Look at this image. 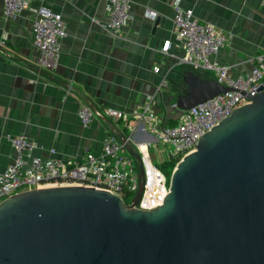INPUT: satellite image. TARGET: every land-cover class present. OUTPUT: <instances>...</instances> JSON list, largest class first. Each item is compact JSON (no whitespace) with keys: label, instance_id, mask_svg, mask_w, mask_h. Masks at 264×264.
Returning <instances> with one entry per match:
<instances>
[{"label":"water","instance_id":"95a60500","mask_svg":"<svg viewBox=\"0 0 264 264\" xmlns=\"http://www.w3.org/2000/svg\"><path fill=\"white\" fill-rule=\"evenodd\" d=\"M227 90L187 72L175 104L188 110ZM248 99L175 165L152 211L134 207L141 165L132 205L75 186L2 201L0 264H264V85Z\"/></svg>","mask_w":264,"mask_h":264},{"label":"crops","instance_id":"0c3cea01","mask_svg":"<svg viewBox=\"0 0 264 264\" xmlns=\"http://www.w3.org/2000/svg\"><path fill=\"white\" fill-rule=\"evenodd\" d=\"M129 2L130 20L113 37L101 27L108 21L105 0H28L29 9L13 22L3 19L0 1V172L14 159L11 136L23 135L32 141L33 155L42 159L81 161L99 154L108 132L119 138L130 132L123 121L103 117L104 108L139 110L154 96L157 119L175 125L180 110L172 106H176L175 90L182 85L183 74L213 78L180 64L182 44L172 23L176 4L192 10L198 22L214 26L227 37L214 61L230 66L233 76L248 73L258 57L264 61V0ZM40 8L60 14L67 28L54 71L39 68L37 62L32 17ZM148 11L156 17L149 18ZM156 18L159 24L155 27ZM168 40L170 47L162 53ZM155 67H160L159 74L154 73ZM164 77L166 84L161 86ZM82 105L99 113L86 128L77 117ZM134 124L130 119L135 142L152 141L146 125ZM128 149L137 153L133 144ZM128 149L127 155L133 158ZM149 153L160 152L150 149Z\"/></svg>","mask_w":264,"mask_h":264},{"label":"built area","instance_id":"2783aa9c","mask_svg":"<svg viewBox=\"0 0 264 264\" xmlns=\"http://www.w3.org/2000/svg\"><path fill=\"white\" fill-rule=\"evenodd\" d=\"M0 1L5 21H16L29 9L28 0ZM130 7L129 0H105L108 21L101 26L102 29L110 36H117L130 20ZM173 11L175 36L182 44L183 51L180 64L212 74L214 81L229 90L188 110H180L175 125H168L157 119L153 111L154 96L148 97L139 110L125 112L104 108L101 111L103 117L123 121L130 132L123 139L108 132L103 139L100 153L87 155L81 161L42 159L33 155L35 145L32 141L23 135L11 136L8 140L14 159L11 165L0 172V203L26 191L75 186L105 191L118 196L125 204L132 205L139 189L141 165L142 193L134 207L142 211H152L162 205L169 193L170 178L168 181L153 164L149 150L158 149L163 161H176L175 167L183 157L195 151L204 134L230 116L235 109L250 103L248 96H256L259 88L264 85L262 57L256 59V65L248 73L233 76L230 66L219 65L214 61V57L225 47L227 37L214 26L198 22L190 9H182L176 4ZM147 16L154 19L156 13L148 11ZM32 33L34 47L39 52V68L54 71L59 63L61 42L68 35L61 15L40 8L33 13ZM169 47L170 41H165L161 52H166ZM153 71L159 74L160 67H155ZM165 84L164 77L161 86ZM161 86L156 89V95ZM97 116L99 113L87 105H82L77 110V117L83 128L88 127ZM130 119L136 126L146 125L152 141L135 142L132 136L134 128L128 126ZM132 144L136 147L139 162L126 153L128 146ZM167 146L170 147L169 150H166ZM127 198L130 199L129 202H125Z\"/></svg>","mask_w":264,"mask_h":264},{"label":"rangeland","instance_id":"374dc122","mask_svg":"<svg viewBox=\"0 0 264 264\" xmlns=\"http://www.w3.org/2000/svg\"><path fill=\"white\" fill-rule=\"evenodd\" d=\"M169 148L170 147L167 146L166 150H169ZM151 156L153 158V164L161 170V172L166 176L167 180L169 181L171 170L176 161H163L160 153H151ZM129 200V198L125 199L126 202H129Z\"/></svg>","mask_w":264,"mask_h":264},{"label":"trees","instance_id":"16d2710c","mask_svg":"<svg viewBox=\"0 0 264 264\" xmlns=\"http://www.w3.org/2000/svg\"><path fill=\"white\" fill-rule=\"evenodd\" d=\"M174 167V166H173ZM126 202V201H125Z\"/></svg>","mask_w":264,"mask_h":264}]
</instances>
